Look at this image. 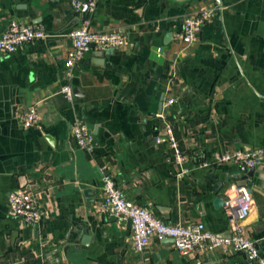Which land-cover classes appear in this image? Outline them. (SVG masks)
Instances as JSON below:
<instances>
[{"label":"crops","instance_id":"1","mask_svg":"<svg viewBox=\"0 0 264 264\" xmlns=\"http://www.w3.org/2000/svg\"><path fill=\"white\" fill-rule=\"evenodd\" d=\"M71 1L0 0V35L12 21L49 34L0 55V264H253L233 251L183 256L156 236L135 252L129 221L99 214L101 167L164 222L202 223L219 236L231 226L213 204L217 182L227 181L220 196L233 185L251 189L252 211L238 222L264 257V164L248 183L231 164L200 167L215 151L264 149V0H101L91 30L122 29L126 45L87 54L68 80L69 34L81 24ZM215 6L214 22L183 51L176 34L184 18ZM66 85L74 101L61 92ZM168 98L178 100L167 120L186 156L182 168L156 139L167 137L154 116ZM32 106L42 118L25 129L18 118ZM77 120L95 137L93 155L72 135ZM24 182L42 213L36 226L8 213Z\"/></svg>","mask_w":264,"mask_h":264},{"label":"built area","instance_id":"2","mask_svg":"<svg viewBox=\"0 0 264 264\" xmlns=\"http://www.w3.org/2000/svg\"><path fill=\"white\" fill-rule=\"evenodd\" d=\"M101 0H72L71 5L80 16V26L73 29L69 37L72 46L67 52L65 74L71 80L73 71L78 63L89 53L104 52L110 49H119L126 45V34L122 29L106 31H92L91 23ZM218 7L202 10L193 16H186L176 39L184 46L183 51L196 44L204 26L211 24L217 17ZM49 34L43 27H33L12 21L8 28L0 35V55L10 56L23 46L45 40ZM159 56L162 55L159 50ZM61 92L70 101H74L73 89L70 85L64 86ZM178 103L176 98H168L161 112L155 114V119L163 121L167 137H157L158 143L168 142L173 151L175 163L182 168L186 160L175 135L173 126L168 122L172 107ZM41 113L37 106H32L19 116V122L25 129L36 127L41 121ZM80 148L87 154L93 155L96 150L95 137L87 125L77 120L71 128ZM218 164H231L241 173L255 170L264 164V149H239L233 152L215 151L201 164V168H209ZM103 200L98 207L99 214L119 222L131 220L132 244L135 252L143 254L149 247L151 239H172L175 248L183 255L188 256L196 252H213L215 250L243 253L248 262L264 264V257L260 255L255 242L248 238L238 220L247 218L253 201L245 188L236 185L230 186L224 194V214L228 217L231 231L227 236H219L208 230L202 223L191 224L188 227L171 225L159 219L149 208L131 202L125 192L117 185L112 174L106 167H101ZM188 171L182 170L180 177ZM9 216L29 226H36L42 220V213L37 197L29 190L12 192L8 199Z\"/></svg>","mask_w":264,"mask_h":264},{"label":"water","instance_id":"3","mask_svg":"<svg viewBox=\"0 0 264 264\" xmlns=\"http://www.w3.org/2000/svg\"><path fill=\"white\" fill-rule=\"evenodd\" d=\"M172 1H175V2H187V1H189V0H172ZM217 1V3H220V0H216ZM109 50H107V51H104V52H99L98 54L100 55V56H104L107 52H108ZM75 94H76V90H75ZM255 170H249L248 172H247V175H245V176H240V179H243L244 181H246L247 183H248V181L250 180V178L252 177V175H253V172H254ZM212 177V176H211ZM210 177V178H211ZM22 180H20V182H21ZM227 183V181L226 180H221V181H218L217 182V186H216V190H215V192H214V195H216L217 196V198L215 199V201H214V207L218 210V209H220V208H222L223 206H224V198H223V196H220V192L224 189V186H225V184ZM21 188L22 189H24L25 188V186H26V182H24L23 184L21 183ZM248 192L249 193H252V190L251 189H248ZM86 194L89 196V200L90 201H93V197H92V191H86ZM129 223L131 224V226H132V222H131V220H129ZM169 240H171V241H173L172 239H169Z\"/></svg>","mask_w":264,"mask_h":264}]
</instances>
